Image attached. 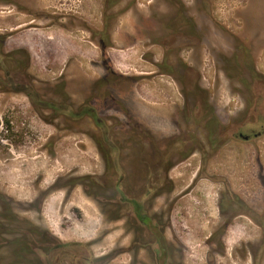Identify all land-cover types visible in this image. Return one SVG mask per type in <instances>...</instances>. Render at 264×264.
Listing matches in <instances>:
<instances>
[{
	"label": "rangeland",
	"instance_id": "1",
	"mask_svg": "<svg viewBox=\"0 0 264 264\" xmlns=\"http://www.w3.org/2000/svg\"><path fill=\"white\" fill-rule=\"evenodd\" d=\"M109 3L0 0V264H264V0ZM115 159L162 236L104 201Z\"/></svg>",
	"mask_w": 264,
	"mask_h": 264
},
{
	"label": "trees",
	"instance_id": "2",
	"mask_svg": "<svg viewBox=\"0 0 264 264\" xmlns=\"http://www.w3.org/2000/svg\"><path fill=\"white\" fill-rule=\"evenodd\" d=\"M120 1L121 0H115V1L111 0L109 3V0H108L109 4L107 5L106 12L108 10H112L115 6H117V4ZM12 83L15 85L13 80H12ZM16 86L18 87L15 88V90L18 92L25 93L30 98L33 105L37 109H39L38 111L40 114L41 113L43 114V110L49 109L53 111L57 116H65L66 118L72 121H80L86 117L90 118L93 121L94 125L99 130L104 132L105 134L104 139L108 143L111 149V152L117 153L118 148L114 140L110 138V135L108 133L109 131L108 126L106 125L104 120L100 117L97 110L93 108L92 106L86 104V105L81 106L77 110H75L74 108L64 105V104H58L53 101L43 100L42 97L37 93V91L34 89V87L31 84H28L26 86H21V85H16ZM167 157H170V155H166L165 159L162 161L163 166H164V171H163L164 178L163 179L166 184L168 183L170 184L169 178H168V172L172 167V160ZM114 164H115V169H117L118 173H120L121 175L117 183L114 185V189H115V192L117 193V196L114 197L113 199L112 198L105 199L104 201L107 203H111V204H118L119 212H118V216L116 217V219L127 217L129 220L133 222L136 229L148 230L152 234L157 233L160 236H162L164 233V227L161 225V223H159L156 220V218L154 219L149 215L146 209V206H145V200H143V198L141 197L137 198V197L129 195L126 189L123 188L122 182L125 180V175H124L125 173L121 167L119 159H115ZM76 186H82L88 196L93 197L94 195V198L96 199V201H98L99 198L95 194L92 193V188L96 186L97 187L103 186V184H101L100 178L97 176H83L80 178H75L72 181V187H76ZM106 186H109V184L107 183L105 187ZM163 239H164V236H163ZM40 241H37V244H36L37 247H40L39 246ZM69 246H72V245L65 246L59 243L55 246V248L60 249V248H66ZM263 253H264V231H263V238L261 240L260 251L258 254L256 253L255 255L256 263L260 261V258L262 257ZM155 256H156V259L158 260L161 257V251L156 250ZM110 258H112V256H108V257L101 258V259L87 258L84 260H85V264H95L101 261L109 260Z\"/></svg>",
	"mask_w": 264,
	"mask_h": 264
},
{
	"label": "flooded vegetation",
	"instance_id": "3",
	"mask_svg": "<svg viewBox=\"0 0 264 264\" xmlns=\"http://www.w3.org/2000/svg\"><path fill=\"white\" fill-rule=\"evenodd\" d=\"M121 1H122V0H121ZM121 1H120V2H121ZM158 67L161 68V66H158ZM196 87H197V88H200L199 86H196ZM185 95H186V93L184 92V96H185ZM187 97H189V96H187ZM197 105H198V104H197ZM197 105H196V106H197ZM206 107H207V109H209V107H210L209 104H206ZM213 117H214V116H213ZM240 136H243V135L241 134ZM171 150H172V149H171ZM172 151H173V150H172ZM171 168H172V167H171ZM169 171H170V170H169ZM168 173H169V172H168ZM148 199H149V198H148ZM145 202H146V200H145ZM149 215H150V214H149ZM150 216H151L152 218H154V219L156 218L155 216H152V215H150ZM156 220L159 221L157 218H156ZM164 239H165V237H164Z\"/></svg>",
	"mask_w": 264,
	"mask_h": 264
}]
</instances>
